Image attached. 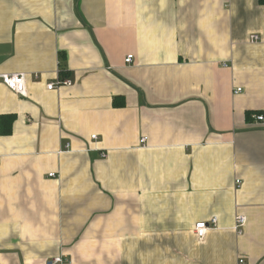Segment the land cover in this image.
Wrapping results in <instances>:
<instances>
[{
    "label": "crops",
    "instance_id": "crops-1",
    "mask_svg": "<svg viewBox=\"0 0 264 264\" xmlns=\"http://www.w3.org/2000/svg\"><path fill=\"white\" fill-rule=\"evenodd\" d=\"M4 74L0 264H264L259 0H0Z\"/></svg>",
    "mask_w": 264,
    "mask_h": 264
},
{
    "label": "built area",
    "instance_id": "built-area-1",
    "mask_svg": "<svg viewBox=\"0 0 264 264\" xmlns=\"http://www.w3.org/2000/svg\"><path fill=\"white\" fill-rule=\"evenodd\" d=\"M253 41H258L259 37L258 36H254L252 37ZM133 56L130 55L127 57L126 59V63L127 64H132L133 63ZM0 79L3 82L4 85H6L9 89H11L12 91L16 92L19 95L25 96L26 95V76L24 74H4V75H0ZM72 83L70 81H59L57 83H52L50 85H48V89L49 90H54L56 88H59L61 86H71ZM242 92L241 89L237 90V93ZM253 119L257 122V123H262L264 122V116L262 115H253L252 116ZM93 139H96V136L92 137ZM146 138L142 139V142H145ZM52 177L54 176V174L51 175ZM246 223V219L243 216H240L237 218V225H236V230L238 231L239 235L243 234V227ZM217 224V218L213 219L210 223L207 222H200L197 223L195 226V231L197 236L200 239H204L207 235V232L209 231V229H211V227H215ZM63 259L58 258L55 260V263L57 264H63Z\"/></svg>",
    "mask_w": 264,
    "mask_h": 264
},
{
    "label": "trees",
    "instance_id": "trees-1",
    "mask_svg": "<svg viewBox=\"0 0 264 264\" xmlns=\"http://www.w3.org/2000/svg\"><path fill=\"white\" fill-rule=\"evenodd\" d=\"M260 1V4L261 5H264V0H259ZM252 116L250 115V118H251Z\"/></svg>",
    "mask_w": 264,
    "mask_h": 264
}]
</instances>
